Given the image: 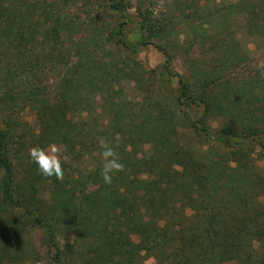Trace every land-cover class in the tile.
Wrapping results in <instances>:
<instances>
[{
	"label": "trees",
	"instance_id": "trees-1",
	"mask_svg": "<svg viewBox=\"0 0 264 264\" xmlns=\"http://www.w3.org/2000/svg\"><path fill=\"white\" fill-rule=\"evenodd\" d=\"M4 1L0 264H264V165L255 159L264 161V60L253 69L231 22L242 16L256 33L264 0H15V14ZM71 2L92 7L86 20L61 10ZM149 45L162 59L145 69L138 56ZM137 70L147 81L132 101L116 85ZM215 98L229 105L212 128ZM56 129L74 161L94 155L86 174L67 159L59 181L37 173L29 149ZM101 138L123 165L107 184Z\"/></svg>",
	"mask_w": 264,
	"mask_h": 264
},
{
	"label": "rangeland",
	"instance_id": "rangeland-1",
	"mask_svg": "<svg viewBox=\"0 0 264 264\" xmlns=\"http://www.w3.org/2000/svg\"><path fill=\"white\" fill-rule=\"evenodd\" d=\"M31 1H34V0H31ZM43 1L47 2L50 0H43ZM57 1L61 2L62 0H57ZM171 1L172 0L160 1L159 8L161 7L167 8L165 4H168ZM236 1L238 0H215L212 4V0H208L207 2L202 0L200 1L199 5L211 7V5H214V3H216L217 5L220 4L224 6V5H228L230 3L236 2ZM162 2H165V4H163ZM18 3L19 1L17 2L15 0H6L4 1L3 5L7 12H10V14H15L16 9H17L16 6H18ZM61 10L71 15L73 19H77L78 17H80L82 20H86L90 14V11L92 10V7L91 6H79V4L75 2H71L65 5L64 8H62ZM130 14L134 15L133 12H130ZM256 17L258 19H255V20H258L259 22H261L263 26H261L259 30L254 34H251L247 31L248 29L246 28V19L244 17L239 16L235 20L231 18L232 20L231 22H233V27L236 30L237 37L239 38L241 44L248 49V57H249V60L253 62V69L258 68L264 60V16H262V14H259V15H256ZM181 25H183V23L179 24V26L177 27V31H179L180 34L183 35L184 31L187 30L188 28H181ZM138 57L141 61L142 66L145 69H149V68H152L158 65L162 59L160 52L152 45H149L145 50H143L139 54ZM221 57H223V59L225 60L231 59L233 61L234 54L226 51V55L223 54ZM74 60H75V54L73 52V55L71 54L66 57L65 63L67 66H69L74 63ZM183 67L184 65L182 63V59L180 57L177 58L174 61V68L178 72L183 73L184 72ZM143 81H147L146 76L142 72L137 70L135 72V76H132L126 80L119 78V83L116 85V87L118 88L119 86H121L124 89V93L126 94V96L132 99L133 101L135 100L136 97L140 95L136 87L138 84H140ZM173 86H175V81L173 83ZM228 105L229 104L227 100L223 98H215L211 101V105L209 106L208 115L206 119L207 124L210 127L216 128L222 124V122L224 121L226 117V113L228 111ZM97 110L99 111L98 108ZM64 113H65L64 111H60L58 114L59 116L63 117ZM25 116H26L27 121L30 124L34 125L33 114L31 112H27ZM68 116L69 118L72 116L74 117L72 113L68 114ZM65 117H67V115ZM91 117L93 118L94 115ZM74 118L77 119L78 117L76 116ZM39 136H41L40 143L35 146H39L41 148H46L50 144H55L59 146L61 148V155L63 159L68 160L70 165H72V167L74 168L75 173L79 171V173H82L84 175L88 171H90L92 167L94 166L93 165L94 159H95L94 155L89 154L88 152H83V154L81 152V154H79L80 156H79L78 161H74L75 159L73 158V156H67L66 154L67 139L64 138L62 133L59 132L57 129L48 130L43 134L39 133ZM210 145L211 144L209 142L196 137V146L200 150L205 151L208 148H210ZM221 149L222 148H220L219 151ZM144 150L145 152H147L148 150L147 145H144ZM255 159H256V163L260 171L263 170L264 161L262 159L261 153L256 152ZM91 185H94V183L91 182L90 184H88V187H91ZM72 235L69 236L68 241H71L70 239H72L73 237ZM131 238L134 242L140 243L141 240L143 239V233L140 231H136L131 234ZM153 263L154 261L152 258H147L146 260L143 261V264H153ZM26 264H33V263H26ZM222 264H235V263L233 261H227Z\"/></svg>",
	"mask_w": 264,
	"mask_h": 264
},
{
	"label": "clouds",
	"instance_id": "clouds-1",
	"mask_svg": "<svg viewBox=\"0 0 264 264\" xmlns=\"http://www.w3.org/2000/svg\"><path fill=\"white\" fill-rule=\"evenodd\" d=\"M102 151L100 152L103 166L101 176L103 181L111 183L114 172L121 171L123 165L119 163L117 153L102 138L99 141ZM30 162L36 166L37 173L47 180L59 181L63 178V157L61 148L55 144H50L46 148L33 146L29 149Z\"/></svg>",
	"mask_w": 264,
	"mask_h": 264
}]
</instances>
